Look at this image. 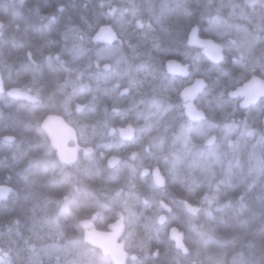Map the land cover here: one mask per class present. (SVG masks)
<instances>
[{
	"label": "trees",
	"instance_id": "16d2710c",
	"mask_svg": "<svg viewBox=\"0 0 264 264\" xmlns=\"http://www.w3.org/2000/svg\"><path fill=\"white\" fill-rule=\"evenodd\" d=\"M194 25L223 46L220 64L188 44ZM171 58L207 82V119L184 143ZM254 74L264 0H0L1 262L113 264L82 223L106 229L122 214L126 264H264V98L243 110L229 97ZM152 103L161 113L147 116ZM49 114L93 153L60 163L40 127ZM142 117L131 141L107 136Z\"/></svg>",
	"mask_w": 264,
	"mask_h": 264
},
{
	"label": "water",
	"instance_id": "95a60500",
	"mask_svg": "<svg viewBox=\"0 0 264 264\" xmlns=\"http://www.w3.org/2000/svg\"><path fill=\"white\" fill-rule=\"evenodd\" d=\"M187 41L190 45L196 46L202 50L205 58L213 64H219L224 60L223 47L212 38H202L199 36V28L194 25L188 33ZM165 70L170 75L187 78L190 75L188 64H184L177 59H168L165 62ZM207 83L202 77H196L192 83L185 86L180 91V97L183 102H189L185 107V116L192 121H198L205 117L203 110L198 109L194 104V100L206 88ZM232 99H239V107L242 109L256 104L264 97V78L259 75H252L241 85L237 86L229 93ZM41 128L45 131L51 147L56 153L59 162L63 164H74L78 159L80 147L77 143L76 131L68 124L65 119L57 114L47 115L41 122ZM118 134L123 139H131L133 136L132 126L127 125L123 128H118ZM116 130L114 128L109 130V134H113ZM74 143L69 146V143ZM93 151L92 147L83 149L84 155H89ZM112 164V159L109 162ZM9 190V188L0 186V190ZM164 205V203H163ZM169 210L168 206H165ZM165 215L158 219V224L165 222ZM125 230V222L123 215L108 225L107 230H99L91 228L85 230L84 241L93 247L98 248L103 255L108 256L113 264H126L128 253L125 250V241L122 236ZM168 238L174 243L175 248L181 250L183 254L188 253V249L183 242L182 233L172 226L168 230ZM157 252L154 253V256ZM134 258V256H132Z\"/></svg>",
	"mask_w": 264,
	"mask_h": 264
},
{
	"label": "flooded vegetation",
	"instance_id": "af4514ba",
	"mask_svg": "<svg viewBox=\"0 0 264 264\" xmlns=\"http://www.w3.org/2000/svg\"><path fill=\"white\" fill-rule=\"evenodd\" d=\"M189 69H190V67H189ZM165 73L167 74V75H169L167 72H166V70H165ZM190 74H191V71H190ZM169 76H171V77H173L174 79L175 78H180V79H182V85H181V87H180V89H179V92H178V96H179V98L181 99V97H180V91L185 87V86H187V85H189L190 83H192L193 82V80L196 78V77H200V76H194L193 78H190L191 76L189 75V77H187V78H182V77H179V76H172V75H169ZM173 79V80H174ZM183 80H187L186 82H184ZM244 83V82H243ZM199 96H200V94L197 96V98L194 100V104L197 106V108L198 109H201L200 107H199V105H198V98H199ZM233 100H236L237 101V105H238V107H239V99H233ZM260 101V100H259ZM258 103V102H257ZM256 103V104H257ZM189 104V102H183V100L181 99V113H182V115H183V118L184 119H186L187 121H188V123H185L184 122V124L182 125V127L181 128H179L180 130H179V134H178V136L176 137V139L177 140H179V142L181 141V143H184V142H186V138H185V134H190L191 132H193L194 130H196V128H197V126H199V124L201 123V122H203V121H206V119H207V114H206V112L203 110V109H201V110H203L204 112H205V117L204 118H202V119H200V120H198V121H192V120H190L188 117H186L185 116V114H184V112H185V107L187 106ZM256 104H253V105H251V106H254V105H256ZM160 104H157V103H152L151 105H150V112L147 114V116H149V115H158V114H160L161 113V109H162V106H159ZM251 106H249V107H251ZM248 107V108H249ZM240 108V107H239ZM248 108H245V109H243V110H246V109H248ZM240 109H242V108H240ZM146 117H142V118H140V119H138L137 120V123H139L138 125H133L132 123H128V122H126V123H124L123 125H119V126H116V127H109L108 128V130H107V136L109 137V138H118L119 140H122V141H131L132 139H134V138H136V136H137V134L139 133V134H141L142 132H144L145 131V129L146 128H144V125H146V119H145ZM127 125H131L132 126V131H133V136H132V138L129 140V139H123V138H121L120 136H119V134H118V128H123V127H126ZM200 127V126H199ZM112 128H114L116 131L113 133V134H109V130L110 129H112ZM76 134H77V143H78V146L80 147V150H79V156H80V154H83V149L84 148H86V147H88V145H84L83 144V142H80L79 141V139H78V133H77V131H76ZM74 145V143H72V142H70L69 143V146H73ZM146 147L147 148H150V145H146ZM79 156H78V159H79ZM112 159V164H110L109 163V165L110 166H112V165H114L116 162H117V159H116V157H111L110 159H109V162H110V160ZM78 161V160H77ZM70 165H74V164H70ZM162 203V206H163V209H165V210H167L166 209V207L165 206H167L164 202H161ZM163 203H164V205H163ZM169 207V206H168ZM169 210H170V207H169ZM168 211V210H167ZM122 215V214H121ZM162 215H165V214H162ZM161 215V216H162ZM119 217H120V215H119ZM118 217V218H119ZM124 217V216H123ZM165 217H166V215H165ZM117 218V219H118ZM117 219H115V220H117ZM159 219V218H158ZM114 220V221H115ZM113 221V222H114ZM124 221H125V218H124ZM158 221V220H157ZM165 221H166V219H165ZM112 223V222H111ZM109 225V224H108ZM108 225H107V228L106 229H100V230H107L108 229ZM82 226H83V228H84V232H85V230H89V229H91V228H96L94 225H92L90 222H87V221H84L83 223H82ZM96 229H98V228H96ZM83 232V233H84ZM122 240H124L123 238H121ZM154 256V255H153ZM157 256V255H156ZM156 256H154V257H156Z\"/></svg>",
	"mask_w": 264,
	"mask_h": 264
},
{
	"label": "rangeland",
	"instance_id": "374dc122",
	"mask_svg": "<svg viewBox=\"0 0 264 264\" xmlns=\"http://www.w3.org/2000/svg\"><path fill=\"white\" fill-rule=\"evenodd\" d=\"M230 29H232V30H227V32L229 33V32H236V28L235 29H233V27H229ZM226 29H227V26L225 27V32H226ZM21 93L24 95V96H27L28 94H27V92H22L21 91ZM199 129V128H198ZM2 259H3V262L5 261V259L1 256L0 257V264H3L1 261H2Z\"/></svg>",
	"mask_w": 264,
	"mask_h": 264
},
{
	"label": "bare ground",
	"instance_id": "6f19581e",
	"mask_svg": "<svg viewBox=\"0 0 264 264\" xmlns=\"http://www.w3.org/2000/svg\"><path fill=\"white\" fill-rule=\"evenodd\" d=\"M78 110V109H77ZM93 149V148H92ZM92 153H93V151H92Z\"/></svg>",
	"mask_w": 264,
	"mask_h": 264
}]
</instances>
